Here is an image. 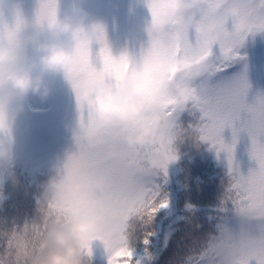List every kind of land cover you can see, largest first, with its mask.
Masks as SVG:
<instances>
[{"label": "snow or ice", "instance_id": "obj_1", "mask_svg": "<svg viewBox=\"0 0 264 264\" xmlns=\"http://www.w3.org/2000/svg\"><path fill=\"white\" fill-rule=\"evenodd\" d=\"M224 0H147L151 16L159 19L163 13H182L186 19H200L216 25L215 33L196 35L188 32L179 41L166 42L172 46L167 56L159 55L156 48H147L141 59L150 66L152 80L163 78L171 87L160 101L150 106L143 117L127 124L115 122L104 127L91 112L82 113L80 121L86 122L90 130L97 132L96 141L88 144L75 137L77 152L68 159V175L73 184L72 193L57 205L42 203L43 219L39 224L26 225L23 231L13 232L0 250V264H10L9 254L17 236H24L38 247L46 227L45 213L51 216L58 211L83 209L94 215L97 230L92 241H101L109 253L108 264H137L134 260L135 237L130 221L135 218L147 223L155 214L168 206L166 195L153 181L156 173L145 167V161L153 155L166 156L168 165L177 159L174 141L183 131L177 124L181 113L197 111L200 123L194 129L199 139L217 149V154H226L229 166L230 185L217 210L215 232L193 242L186 264H264V95H257L252 103L247 102L249 85L245 77L228 78L225 73L238 57L239 48L249 34L264 32V0H239L241 14L227 17L218 9ZM3 0H0L2 6ZM11 23L0 7V56H7L8 66L24 63L25 41L22 34L27 23L20 11H11ZM57 18L56 0H39L34 24L40 29L50 28ZM232 23V30L227 28ZM99 51L93 54L92 44ZM219 51L214 52V46ZM79 60L78 75L70 83L78 95L84 87L109 80L112 91L121 94L119 83L111 81L110 70L116 61L106 43L101 28L94 41L87 38L75 53ZM131 61L127 54L119 57ZM186 66H195L198 71L189 81H182L176 71ZM5 65L0 63V115L7 106L3 84ZM219 78V79H217ZM213 80L216 82L213 83ZM163 116L167 125L159 132V143L146 148L129 149L123 138L141 122ZM225 129L232 131V143L223 138ZM251 141L250 160L255 167L247 175L234 163L235 146L240 134ZM114 145L115 151L109 150ZM167 168L162 170L167 176ZM235 221L230 225L228 214ZM145 235L144 245H148ZM91 241V242H92ZM92 255L90 243L86 246Z\"/></svg>", "mask_w": 264, "mask_h": 264}, {"label": "trees", "instance_id": "obj_2", "mask_svg": "<svg viewBox=\"0 0 264 264\" xmlns=\"http://www.w3.org/2000/svg\"><path fill=\"white\" fill-rule=\"evenodd\" d=\"M56 2L59 18L83 8L93 20L106 27V43L114 57L127 54L130 59L136 60L141 59L142 53L146 51L136 44L148 24L140 8L133 10L131 6H123L122 0ZM13 4L17 2L3 0L0 6L7 20L11 17ZM29 5L33 12L29 14L23 35L30 45L33 60L37 55L35 49L38 44L64 41H56L46 27L40 29L35 26L39 0H30ZM129 24L135 25L134 32ZM99 47L96 43L92 44L93 54L99 51ZM238 54L240 57L242 52ZM228 78L238 77L232 75ZM45 80L52 89L50 96L71 97L73 104H76V93L69 81L59 75L46 76ZM4 95L12 120L9 133L14 140V158L10 165L0 167V250L13 232L23 231L26 225L41 223L43 185L51 177L61 174L68 158L77 152L75 132L81 116L77 111V121L66 126L51 114L15 112L18 95L10 88L5 90ZM199 123L197 111L180 114L177 124L183 131L173 144L177 159L169 163L166 177L161 172L152 178L167 197V210L161 208L147 223L135 218L130 221L129 231L135 237L133 253L142 252L144 255L141 264H186L193 242L205 238L209 232H215L213 226L217 222V216L221 215L217 210L230 185L229 166L225 153L218 155L215 147L199 139L194 130ZM36 143L46 147L49 156V164L40 174L34 173L23 157L24 151ZM245 160L242 163L234 160V163L247 175L255 164L250 157ZM228 219L230 225L235 226L231 213L228 214ZM146 234H149L148 245L143 243ZM101 243L99 240L90 242L92 255L86 256L85 264H102V258L96 250Z\"/></svg>", "mask_w": 264, "mask_h": 264}, {"label": "clouds", "instance_id": "obj_3", "mask_svg": "<svg viewBox=\"0 0 264 264\" xmlns=\"http://www.w3.org/2000/svg\"><path fill=\"white\" fill-rule=\"evenodd\" d=\"M227 17H238L241 14L239 0H224L218 9ZM12 11H20V5L13 4ZM101 24L93 20L83 9L64 18L57 15L55 23L47 28L54 39L63 43H40L36 47V58L27 62L8 66L7 56H0V63L5 65L3 70V84L10 88L20 98L29 95L36 96L42 101L47 100L52 92L46 82V76H62L71 81L78 75L79 60L76 52L81 41L87 38L95 40ZM146 43L148 48H156L161 56H167L172 51L170 41H179L188 32L196 35L211 37L216 31L214 23H205L200 19H186L180 12L163 13L161 18L151 16L145 26ZM198 68L186 66L176 71V75L185 82L191 81ZM152 70L143 59L121 60L116 59L109 77L111 81L119 83L121 94L118 96L112 91L109 80L100 81L91 87H84L76 94V108L82 113L91 112L96 121L108 127L119 122L127 124L143 117L145 111L170 90V83L163 79L152 80ZM23 110L22 106L14 109ZM12 120L6 106L3 115H0V167L10 165L13 158V137L9 133ZM167 125V118L156 117L151 122L141 121L132 132L123 138V143L129 149L146 148L159 143V132ZM76 136L93 144L97 132L90 130L88 123L80 121L76 128ZM109 150L114 152L115 146ZM168 166L166 156L153 155L145 161V167L153 173H161ZM69 159L63 171L58 176L51 177L43 185V200L45 205H57L64 197L73 191V184L68 175ZM46 227L38 247L24 236H17L9 254L10 264H85L87 255L86 246L92 241L97 230L96 217L80 209L78 211H58L48 216L45 213Z\"/></svg>", "mask_w": 264, "mask_h": 264}, {"label": "rangeland", "instance_id": "obj_4", "mask_svg": "<svg viewBox=\"0 0 264 264\" xmlns=\"http://www.w3.org/2000/svg\"><path fill=\"white\" fill-rule=\"evenodd\" d=\"M19 5H20V12L22 13L24 19L26 22H28L29 15H26L27 13L31 12L33 10L32 6L30 5L27 7V2L28 0H15ZM30 2V0H29ZM126 3H130L128 0L125 1ZM136 6V3L134 4ZM33 12V11H32ZM151 18L146 19V22L149 23ZM12 17L8 18V21L11 23ZM232 23L231 21L228 22L227 28L229 31L232 30ZM191 36L194 38L195 34L192 33ZM22 38L25 41V53H24V63H27L32 60L31 57V48L30 45H28L27 41L24 38V35L22 34ZM28 41H31V35L28 38ZM261 42H258L260 44ZM215 49H219L218 45L215 46ZM262 51L263 49L260 50L259 55L257 57H262ZM231 70L235 69L236 66H231ZM256 73H259V88L256 91H248V96L247 100L251 99L253 97H256L257 95H264V70L263 72L259 71L258 69L256 70ZM17 97V96H16ZM72 100V98H69ZM18 106H22L24 111H30V112H36V113H42L45 115H53L58 118V120L65 124L66 126L71 125V122L77 121L76 118V113L77 109H74V106L69 102V100H57L54 102V97L50 96L49 101L44 100L42 101L40 98L36 96L29 95L27 98H20L18 96V101H17ZM76 105V104H74ZM199 113V112H198ZM200 115V113H199ZM48 117V116H47ZM223 138L226 144L231 145L232 143V131L231 129H225L223 133ZM251 147V141L247 137L246 134L241 133L240 137L238 139V142L235 146V153H234V160L235 161H241L246 162L245 158L249 157V150ZM24 159L29 162L31 165V168L34 173L40 174L42 171H44L47 168L48 162H49V157L47 154V148L42 146L41 144H34L27 148L24 153H23ZM166 210V208H164ZM97 253L99 256L102 258V264H108L109 261V253L107 249L105 248L104 244H98L97 247ZM134 254V260L137 262V264H140L144 258L142 253H133Z\"/></svg>", "mask_w": 264, "mask_h": 264}]
</instances>
